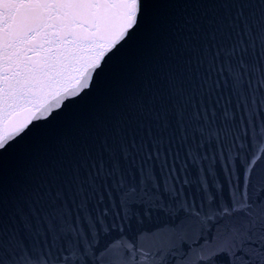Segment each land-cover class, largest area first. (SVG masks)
<instances>
[{
    "label": "snow or ice",
    "instance_id": "obj_1",
    "mask_svg": "<svg viewBox=\"0 0 264 264\" xmlns=\"http://www.w3.org/2000/svg\"><path fill=\"white\" fill-rule=\"evenodd\" d=\"M0 264H264V0H0Z\"/></svg>",
    "mask_w": 264,
    "mask_h": 264
}]
</instances>
